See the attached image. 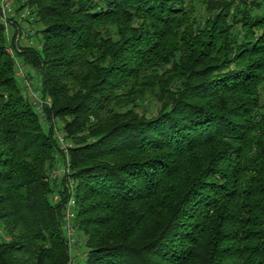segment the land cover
<instances>
[{
  "label": "trees",
  "instance_id": "trees-1",
  "mask_svg": "<svg viewBox=\"0 0 264 264\" xmlns=\"http://www.w3.org/2000/svg\"><path fill=\"white\" fill-rule=\"evenodd\" d=\"M28 6L18 57L51 105L0 22V264H70L69 179L77 264H264V0Z\"/></svg>",
  "mask_w": 264,
  "mask_h": 264
},
{
  "label": "built area",
  "instance_id": "built-area-1",
  "mask_svg": "<svg viewBox=\"0 0 264 264\" xmlns=\"http://www.w3.org/2000/svg\"><path fill=\"white\" fill-rule=\"evenodd\" d=\"M29 0H0V22L5 28L6 34V51L14 59L17 68V78L24 85L25 90L34 102V105L43 116L44 105H51L50 99H43L40 91L35 86V81L29 77L28 67L20 60L18 53H21L23 46L33 45L40 48V44L34 41L37 31L36 17L28 6ZM21 8V9H18ZM23 23H27L24 26ZM56 137L59 142L60 151L64 154V159L57 162L55 167L49 174V180L56 183L64 176L70 174V159L69 148L71 145L66 141L62 133L57 132ZM67 189L70 191L71 197L66 204L64 216V231L68 239V247L71 255L70 264H75L76 254L74 255V248L76 244V201L74 198V181L69 179ZM59 196L54 197V201H58ZM74 258V259H73Z\"/></svg>",
  "mask_w": 264,
  "mask_h": 264
},
{
  "label": "rangeland",
  "instance_id": "rangeland-1",
  "mask_svg": "<svg viewBox=\"0 0 264 264\" xmlns=\"http://www.w3.org/2000/svg\"><path fill=\"white\" fill-rule=\"evenodd\" d=\"M23 25L24 26H27V23H23ZM37 27H38V25H37ZM35 42L37 41V40H34ZM22 84V83H21ZM22 86H23V84H22ZM35 86L37 87V83L35 84ZM23 88H24V86H23ZM27 96H29L28 95V92H27ZM56 126V131H58L57 130V123L55 124ZM59 133H61V130L59 129V131H58ZM60 182H62V179L60 180ZM75 238H76V244H77V246L74 248V255L76 256V258H78L77 260H75V263L77 264V263H80V262H83V258H84V252H85V246H84V241L81 239V240H78V238H77V231H76V235H75ZM74 259V258H73Z\"/></svg>",
  "mask_w": 264,
  "mask_h": 264
},
{
  "label": "crops",
  "instance_id": "crops-1",
  "mask_svg": "<svg viewBox=\"0 0 264 264\" xmlns=\"http://www.w3.org/2000/svg\"><path fill=\"white\" fill-rule=\"evenodd\" d=\"M77 259H78V258H77ZM77 259H76V260H77Z\"/></svg>",
  "mask_w": 264,
  "mask_h": 264
}]
</instances>
